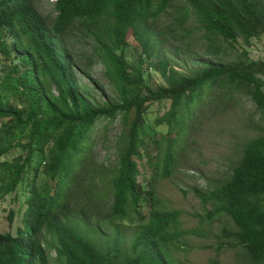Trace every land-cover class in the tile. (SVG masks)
<instances>
[{
  "label": "trees",
  "instance_id": "1",
  "mask_svg": "<svg viewBox=\"0 0 264 264\" xmlns=\"http://www.w3.org/2000/svg\"><path fill=\"white\" fill-rule=\"evenodd\" d=\"M36 1L0 0V159L17 152L0 162V200H19L7 220L22 224L0 233V264H185L174 251L190 231L177 228L180 211L159 208L156 185L174 174L190 124L215 89L228 104L244 95L264 126V62L243 51L231 64L179 72L159 59L163 84L151 88L144 65L159 58L163 33L153 26L164 16L169 30L192 22L205 40L249 46L264 34V0H180L175 15L174 0H55L53 19ZM73 28L91 42L89 64L115 94L109 104L94 107L82 95L65 43ZM128 33L135 64L123 56ZM161 101L169 106L151 121L148 107ZM117 120L116 167L105 175L94 125L105 131ZM195 194L210 207L208 222H232L219 239L264 264V134L245 142L225 180Z\"/></svg>",
  "mask_w": 264,
  "mask_h": 264
},
{
  "label": "rangeland",
  "instance_id": "2",
  "mask_svg": "<svg viewBox=\"0 0 264 264\" xmlns=\"http://www.w3.org/2000/svg\"><path fill=\"white\" fill-rule=\"evenodd\" d=\"M54 2L55 0H37V10L47 19H53ZM179 2L180 0L173 2L171 12L174 15ZM166 24L167 19L163 16L153 26L158 34L161 31L163 33L159 34V58L151 61L152 71L148 70L150 62L144 65L145 71L147 70L144 81L148 87L156 88L163 84L158 68L159 59L168 61L179 72L203 69L210 64H231L240 58L243 51H246L249 59L264 62V34L259 39L252 40L249 46L241 41L229 45L223 41L210 42L199 37L201 33L192 22L183 26V31L191 32L189 36L179 28L167 29ZM83 36L84 33L78 28H73L65 43L69 46L68 51L74 61L84 99L94 107H101L111 103L115 94L105 79L102 68L96 63L89 64L91 42ZM126 42L123 56L128 63L135 64L139 50L131 40V33H128ZM3 65L5 62L1 60L0 66ZM219 91L218 88L215 89L212 99L208 100L210 104L202 108V112L191 122L188 139L178 150L174 174L160 179L156 185L159 208L180 211L177 228L190 231L181 238L174 251V258L185 264H250L243 249L233 246L230 241L219 239L222 228H234L232 222L226 217L208 222L205 213L210 207H204L195 194V190L206 191L225 180L241 157L245 142L264 134L259 113L244 95L235 93V100L228 104L217 100ZM168 106V101L151 104L148 107V118L152 121L159 111L166 110ZM104 126L105 123L100 121L94 125L93 141L96 156L100 163H104V174L108 175L116 167L117 141L121 127L119 120L113 126H107L105 131ZM160 131L165 133L166 128L161 126ZM16 153L11 151L0 162L11 161ZM10 198L0 200V233H14L18 226L22 227L17 216L11 225L8 223V211L16 212L19 206L18 199ZM143 212L146 213V208ZM132 231L133 227H130L125 234L130 236ZM51 255L53 257V253Z\"/></svg>",
  "mask_w": 264,
  "mask_h": 264
},
{
  "label": "built area",
  "instance_id": "3",
  "mask_svg": "<svg viewBox=\"0 0 264 264\" xmlns=\"http://www.w3.org/2000/svg\"><path fill=\"white\" fill-rule=\"evenodd\" d=\"M149 71H151V68H149Z\"/></svg>",
  "mask_w": 264,
  "mask_h": 264
}]
</instances>
